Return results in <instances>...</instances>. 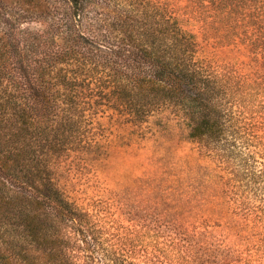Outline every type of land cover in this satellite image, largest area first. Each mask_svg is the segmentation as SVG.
Returning a JSON list of instances; mask_svg holds the SVG:
<instances>
[{
  "label": "trees",
  "instance_id": "obj_1",
  "mask_svg": "<svg viewBox=\"0 0 264 264\" xmlns=\"http://www.w3.org/2000/svg\"><path fill=\"white\" fill-rule=\"evenodd\" d=\"M188 26L244 60L217 71ZM166 108L231 161L241 116L264 115V0H0V264H141L56 175L102 155L99 118Z\"/></svg>",
  "mask_w": 264,
  "mask_h": 264
},
{
  "label": "rangeland",
  "instance_id": "obj_2",
  "mask_svg": "<svg viewBox=\"0 0 264 264\" xmlns=\"http://www.w3.org/2000/svg\"><path fill=\"white\" fill-rule=\"evenodd\" d=\"M188 28L200 43L198 58L221 66L217 71L244 60L231 47L203 40L197 26ZM253 116H241L237 137H230L229 163L191 141L190 123L172 108L136 126L101 117L102 155L64 161L58 186L125 244L127 260L264 264V115Z\"/></svg>",
  "mask_w": 264,
  "mask_h": 264
}]
</instances>
